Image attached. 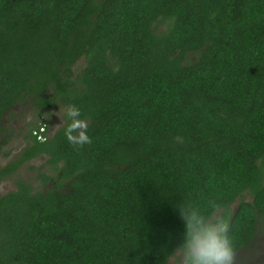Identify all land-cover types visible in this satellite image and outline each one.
<instances>
[{
    "label": "trees",
    "instance_id": "obj_1",
    "mask_svg": "<svg viewBox=\"0 0 264 264\" xmlns=\"http://www.w3.org/2000/svg\"><path fill=\"white\" fill-rule=\"evenodd\" d=\"M25 99L76 105L91 142L29 127L0 178L43 156L51 186L0 195V264H168L188 206L238 201L234 258L257 233L264 0H0V132Z\"/></svg>",
    "mask_w": 264,
    "mask_h": 264
},
{
    "label": "rangeland",
    "instance_id": "obj_2",
    "mask_svg": "<svg viewBox=\"0 0 264 264\" xmlns=\"http://www.w3.org/2000/svg\"><path fill=\"white\" fill-rule=\"evenodd\" d=\"M84 65L82 58L77 63V68ZM64 105H59L53 110H38L30 99L22 100L13 105L4 115L0 132V169L13 161L27 145V132L31 125L45 121L48 124L49 133H53L63 125V116L60 114ZM5 140V142H3ZM53 169L46 163V158L37 156L11 174L0 178V195L17 187L19 180L30 183L34 189L43 190L51 186L45 183L42 174L50 175ZM248 197L247 195H245ZM238 201L234 202L228 209H218L215 215L223 216L229 221L236 209ZM168 264H182L181 249L179 248L172 256ZM234 264H264V218L261 221L258 232L254 239L241 248L234 258Z\"/></svg>",
    "mask_w": 264,
    "mask_h": 264
},
{
    "label": "clouds",
    "instance_id": "obj_3",
    "mask_svg": "<svg viewBox=\"0 0 264 264\" xmlns=\"http://www.w3.org/2000/svg\"><path fill=\"white\" fill-rule=\"evenodd\" d=\"M63 116V136L74 146L91 142L87 123L79 107L66 104ZM184 230L180 241L182 264H234V251L225 217L205 215L195 206L180 208Z\"/></svg>",
    "mask_w": 264,
    "mask_h": 264
},
{
    "label": "built area",
    "instance_id": "obj_4",
    "mask_svg": "<svg viewBox=\"0 0 264 264\" xmlns=\"http://www.w3.org/2000/svg\"><path fill=\"white\" fill-rule=\"evenodd\" d=\"M43 126H44V125H43ZM40 129H41L40 132H38L37 130H35L34 133H35V134H38V138H40V139H44L45 136H43V134L41 133L42 131H44V129H43L42 127H41Z\"/></svg>",
    "mask_w": 264,
    "mask_h": 264
},
{
    "label": "flooded vegetation",
    "instance_id": "obj_5",
    "mask_svg": "<svg viewBox=\"0 0 264 264\" xmlns=\"http://www.w3.org/2000/svg\"><path fill=\"white\" fill-rule=\"evenodd\" d=\"M257 232H258V231H257ZM256 234H257V233H256ZM256 234H255V236H256ZM255 236H254V237H255ZM253 239H254V238H253ZM253 239H252V240H253ZM252 240H251V241H252ZM251 241H250V242H251ZM250 242H249V243H250ZM245 246H246V245H245ZM243 247H244V246H243ZM243 247H241V248H243ZM241 248H240V249H241ZM240 249H239V250H240ZM239 250H238V251H239ZM238 251H237V252H238ZM236 254H237V253H236ZM235 257H236V256H235Z\"/></svg>",
    "mask_w": 264,
    "mask_h": 264
}]
</instances>
